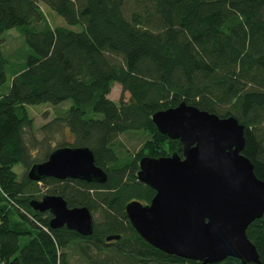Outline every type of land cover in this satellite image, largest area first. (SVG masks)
<instances>
[{"label":"trees","instance_id":"1","mask_svg":"<svg viewBox=\"0 0 264 264\" xmlns=\"http://www.w3.org/2000/svg\"><path fill=\"white\" fill-rule=\"evenodd\" d=\"M42 5L81 31L52 27ZM13 28L30 55L0 91V264H70L72 248L83 264H204L155 249L124 210L155 195L137 178L140 159L182 157V143L159 133L152 116L184 102L237 119L242 153L264 181V0H0V37ZM1 48L0 40V88L9 65ZM114 84L127 101L108 98ZM65 101L71 106L38 138L25 106ZM131 131L148 138L136 153L119 154L117 138ZM67 146L90 148L106 182L28 179L32 166ZM47 194L87 208L92 235L50 228L51 214L29 204ZM247 227L264 264V214ZM223 260L213 264H241Z\"/></svg>","mask_w":264,"mask_h":264},{"label":"water","instance_id":"2","mask_svg":"<svg viewBox=\"0 0 264 264\" xmlns=\"http://www.w3.org/2000/svg\"><path fill=\"white\" fill-rule=\"evenodd\" d=\"M152 122L159 133L182 143V157L144 156L138 161L137 178L155 195L145 205L134 200L125 206L134 231L155 249L189 261L213 264L230 257L260 264L246 230L264 214V181L242 153L244 126L185 102L155 113ZM27 177L34 182L47 177L99 184L107 180L90 148L69 146L56 148ZM29 204L34 212L51 214L52 229L92 235L93 216L85 207L68 208L60 195L50 194Z\"/></svg>","mask_w":264,"mask_h":264},{"label":"rangeland","instance_id":"3","mask_svg":"<svg viewBox=\"0 0 264 264\" xmlns=\"http://www.w3.org/2000/svg\"><path fill=\"white\" fill-rule=\"evenodd\" d=\"M43 10L45 18L49 21L52 27H66L68 29L74 31H81L80 26H68L64 19L60 18L55 14L52 9L44 7L43 5L40 6ZM2 43V54L6 57L8 61V69H7V81L0 91H7L10 85V80L12 79V73L15 69L24 65V61L28 55H30L29 50L24 42V36L21 34L20 31L17 29H9L5 33L2 34L0 37ZM108 98L113 101L114 103H118V101L122 98L124 101L129 99L128 93L121 92V86L119 84H114L110 90V94ZM71 106L70 101H65L60 103L58 106H51L48 103L37 104V105H27L29 116L33 119V130L36 133L38 138H41L39 133L40 127L44 126L45 123L51 121L55 118L56 113L60 109H65ZM66 137L68 140H71L70 134L66 131ZM148 138L147 134L139 131H131L127 133L120 134L117 138V146L119 147L120 151L119 154H129L132 155L136 153L143 145L142 143ZM57 142L53 145L55 147ZM13 172H16L19 177L23 175V169L20 165H15L13 168ZM26 238H22L21 244L26 242ZM68 255L70 256V264H83L80 256L75 249L68 250Z\"/></svg>","mask_w":264,"mask_h":264}]
</instances>
